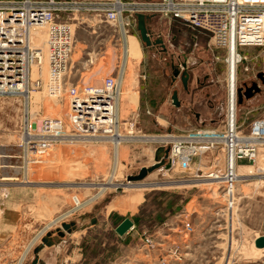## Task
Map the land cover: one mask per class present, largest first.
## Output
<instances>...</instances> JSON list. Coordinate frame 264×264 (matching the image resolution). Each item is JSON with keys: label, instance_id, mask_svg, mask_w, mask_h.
<instances>
[{"label": "rangeland", "instance_id": "obj_1", "mask_svg": "<svg viewBox=\"0 0 264 264\" xmlns=\"http://www.w3.org/2000/svg\"><path fill=\"white\" fill-rule=\"evenodd\" d=\"M129 15L124 14V23ZM143 15L150 16L145 27L152 45L141 41L135 16L129 18L126 52L136 51L127 61H137L123 68L118 110L120 125L134 117L135 138L125 139L129 143L115 152L108 143L57 144L40 156L42 164L22 169L26 108L37 125L47 118L67 122L68 98L64 92L61 101L50 98L43 88L32 91L27 106L22 96H0V264H30L47 234L54 245L43 247L38 264H264V250L254 246L264 236L263 157L258 166L237 163L255 170L242 175L238 168L246 179L232 187L237 201L227 213L220 186L203 177L210 170L222 171L225 155L220 150L193 158L187 168L161 167L140 182L128 180L155 164L154 152L161 146L153 142L166 134L181 139L187 149L196 144L199 133L216 130L220 135L225 128V50L180 20ZM119 40L117 29L102 17L78 19L70 84L97 86L121 69L125 62ZM156 40L162 44H153ZM241 54L245 59L238 66L236 121L238 130L247 134L251 123L264 117V85L259 79L264 49L245 48ZM174 69L179 77H173ZM184 72L186 85L181 80ZM253 86L258 92L246 97ZM174 91L178 107L171 102ZM120 131L125 134L126 126ZM113 154L118 157L115 172ZM108 184L111 188H102ZM126 218L133 226L119 236L115 229ZM185 223L193 229L186 237ZM63 224L74 226L65 231Z\"/></svg>", "mask_w": 264, "mask_h": 264}, {"label": "built area", "instance_id": "obj_2", "mask_svg": "<svg viewBox=\"0 0 264 264\" xmlns=\"http://www.w3.org/2000/svg\"><path fill=\"white\" fill-rule=\"evenodd\" d=\"M126 13L131 15L125 17L127 21L124 23ZM138 13L159 14L180 20L189 29L207 35L214 47L225 50V62L230 70L233 69V56L238 57L234 64L235 83L227 87L223 133L219 135L216 130L199 133L195 138L196 144L187 149L183 146L185 142L169 134L153 142L168 149L165 162L171 169L177 165L187 168L193 158L207 152L220 150L224 153L222 171H208L207 179L220 186L224 213H227L237 201L236 191L232 189L236 186L233 177H238L237 163H254L259 151L264 155V117L254 120L247 134L238 130L236 121L241 91L237 86L238 66L245 59L241 52L245 48L264 49V0H161L146 3H124L123 0H0V96H21L31 89V68L42 62L43 54L42 49L33 43L32 34L44 30L49 65L48 92L52 95L64 92L70 106L67 122L47 118L37 125L34 117L29 115L28 110L25 111L21 168L28 170L32 165L42 164L45 160L40 156L57 144L108 143L114 150L110 139L116 134L121 139L135 138L134 117L130 121H121L118 127L117 116L125 75L123 68L106 76L97 86L83 82L71 85L69 76L73 69L78 19L93 14L113 25L120 36L122 59L131 25L129 18L133 19ZM262 72L264 75V58ZM125 125L129 130L123 131L124 134L120 129ZM185 151H190L188 160L182 162L178 156ZM192 231L191 225L185 223L184 237Z\"/></svg>", "mask_w": 264, "mask_h": 264}, {"label": "bare ground", "instance_id": "obj_3", "mask_svg": "<svg viewBox=\"0 0 264 264\" xmlns=\"http://www.w3.org/2000/svg\"><path fill=\"white\" fill-rule=\"evenodd\" d=\"M45 38H46V33L44 30H38L36 32H34L32 34V40H33V43L35 45H38L41 49H42V62L38 65H33L32 68H31V73H30V81L32 83V87L31 89L27 92L25 91L21 96L24 98V102L26 103V106L28 105V101L29 99L32 98V96L34 95V93H32V91H36V90H40V89H45L47 95L50 97V98H53V99H56V100H63L64 99V94L63 93H60L59 95H52L48 92V89H47V82H48V79H49V74H48V69H49V65H48V59H47V56H48V53H47V50H46V47H45ZM130 37L128 36L127 37V41ZM127 48V47H126ZM127 50V49H126ZM132 51V52H131ZM133 51H136V49H130L129 52L127 51L125 54H123V58H124V62L125 64H123L122 68H125L126 67V63H127V58H128V55L129 56H132L131 53H133ZM235 58L236 60H238V57L236 56H233V59H232V64H233V69L230 70L228 69V79H227V83H228V86L230 85V83H235V70H234V64H235ZM45 70L46 72V79H45V82L42 81V74L44 73L43 71ZM180 75V73L178 72V76ZM104 80V79H103ZM102 80V81H103ZM259 85V84H258ZM33 94V95H32ZM30 97V98H29ZM34 98V96H33ZM68 107L69 106V103H68ZM28 108H26L25 111H27ZM28 112V111H27ZM69 112V111H68ZM29 113V112H28ZM27 114V113H26ZM29 115H31V117H34L33 113H29ZM55 120H58V119H55ZM117 121H118V127L120 125L119 123V120H118V116H117ZM126 126V125H125ZM126 129L127 131L129 130L128 129V126H126ZM134 133V131H133ZM25 136V135H24ZM137 139H143V138H137ZM176 142V140H173ZM110 142H112L114 144V151L115 152V149L118 148V146L120 145H123L122 142H125V139H121L120 137H118V135L116 134L113 138L110 139ZM129 143V142H128ZM190 151H185L183 152L182 154H180L178 157L179 159L182 161V162H186L188 160V153ZM155 153V152H154ZM114 156V165H113V168L114 170H112L113 172L116 171V167H117V160H118V157L115 156V154H113ZM261 157L264 158V155L261 153V151H259L258 155H257V158L255 160V162L253 163V165L255 164L256 166H258L261 161ZM217 162L220 163V165H223V162L220 161V160H217ZM263 162V161H262ZM181 164V163H179ZM264 164V163H263ZM261 165V164H260ZM263 166V165H261ZM176 167V166H175ZM241 172L243 171V173H240L242 175H248V174H251L254 172V168L253 167H248V166H241V167H238ZM179 166L177 165L176 167V170H179ZM220 169H223V167H220ZM219 169V170H220ZM258 169V168H257ZM260 169V168H259ZM191 170V169H190ZM209 173V172H208ZM208 173L205 174L204 177L208 178ZM237 176L238 177H233V181L236 183V185L238 184H241L245 181L246 178L242 177L241 175H239L237 173ZM10 181V180H9ZM207 182L211 183L210 185H218V183H215V182H212L210 180H206ZM181 183L177 184V185H180ZM190 184V183H189ZM169 186L170 185H173V184H168ZM112 186V185H111ZM111 186L108 184L107 186H103L102 188L103 189H109L111 188ZM155 186H166V184H158V185H155ZM124 187V186H123ZM125 187H129V186H125ZM50 238H51V235H50ZM255 242V241H254ZM255 246V244H254ZM48 248V247H47ZM256 248V247H255ZM42 249H43V246H42ZM257 250H264V249H258L256 248Z\"/></svg>", "mask_w": 264, "mask_h": 264}, {"label": "water", "instance_id": "obj_4", "mask_svg": "<svg viewBox=\"0 0 264 264\" xmlns=\"http://www.w3.org/2000/svg\"><path fill=\"white\" fill-rule=\"evenodd\" d=\"M135 18L137 21V29L139 31L140 34V38L141 41L143 43H145L146 46H150L152 45V42L150 41V37L148 36L146 27H145V21L148 20L150 18V16H146L143 14H135ZM153 44L155 45H161L162 41L158 40L155 41ZM174 74L173 77H177L178 76V71L174 69ZM259 79L261 80L262 84L264 85V75H260ZM181 80L183 82L184 85H186L188 77L187 74L184 72L182 74ZM252 91L258 92V87L253 86L252 88H249L246 90L245 96L246 97H250ZM241 97V94H239V99ZM171 102L173 104V106L178 107L179 103H178V96H177V92L174 91L172 93L171 96ZM168 157V149H163L162 147L156 149L155 153H154V159H155V164L152 165L149 168H142L141 171L139 172V174L136 177H129L128 180L131 182H140L142 180H144L148 174H151L152 172H154L155 170L161 168V167H165L167 170L170 169V165L169 164H165V161ZM71 226L73 227V224H63L62 228L63 230H70ZM133 226V223L130 221V219H124L115 229L116 234H118L119 236H123L126 232H128V230H130ZM58 235L63 236V233L59 232ZM255 247L258 249H264V236L259 237L255 240L254 242ZM54 245V242L52 241V238H50V234H47L46 237H44L42 239V245L40 247H37L34 249L33 253H34V259L30 262V264H38L39 260H38V253L42 250V246H46V247H51Z\"/></svg>", "mask_w": 264, "mask_h": 264}, {"label": "crops", "instance_id": "obj_5", "mask_svg": "<svg viewBox=\"0 0 264 264\" xmlns=\"http://www.w3.org/2000/svg\"><path fill=\"white\" fill-rule=\"evenodd\" d=\"M170 21H171V20H170ZM132 39L134 40V38H132ZM134 41H135V40H134ZM156 41H158V40H156ZM132 60L135 61V62L137 61L135 57H134V58H131L130 61L128 60L127 63H126V68H127V69H128V65L130 64V62H131ZM127 72H128V71H127ZM127 74H128L127 77H129V72H128ZM178 77H179V76H178ZM124 82H125V80H124ZM123 84H124V83H123ZM124 89H126V88H124ZM127 92H129V91H126V90L124 91V93H127ZM137 94H138V93H137ZM121 102H122V101H121ZM154 150H155V149H154ZM73 170H74V169H73ZM71 171H72V170H71ZM73 172H74V171H73ZM11 198H12V197H11ZM11 200H12V199H11ZM1 202L3 203V202H5V201L2 200ZM14 204H16V203H14Z\"/></svg>", "mask_w": 264, "mask_h": 264}]
</instances>
